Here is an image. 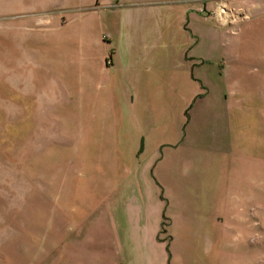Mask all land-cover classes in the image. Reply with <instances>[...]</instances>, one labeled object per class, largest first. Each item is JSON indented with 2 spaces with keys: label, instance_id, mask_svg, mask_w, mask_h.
<instances>
[{
  "label": "crops",
  "instance_id": "obj_1",
  "mask_svg": "<svg viewBox=\"0 0 264 264\" xmlns=\"http://www.w3.org/2000/svg\"><path fill=\"white\" fill-rule=\"evenodd\" d=\"M212 1L0 0L3 77H12L15 92L20 63L34 78L44 63L46 92L75 95V107L61 104L51 124L76 142L92 189L104 191L111 229L101 231V245L78 250L75 264H167L158 219L150 229L142 195L158 183H180L185 140L203 148L204 138L211 147L208 203L221 207L224 222L209 234L249 231L241 207L264 187L232 178L229 160L231 151L234 162L243 157L244 141L254 128L260 137L264 125V54L239 49L261 43L254 25L264 19V0H224L242 16L235 36L213 22ZM256 174L264 180V164ZM229 206L238 209L229 213ZM114 207L123 208L115 214Z\"/></svg>",
  "mask_w": 264,
  "mask_h": 264
},
{
  "label": "rangeland",
  "instance_id": "obj_2",
  "mask_svg": "<svg viewBox=\"0 0 264 264\" xmlns=\"http://www.w3.org/2000/svg\"><path fill=\"white\" fill-rule=\"evenodd\" d=\"M212 2L217 10L213 22L229 26V34L235 36L242 16L222 4L224 0ZM254 27L259 29L261 43L251 42L239 49L264 54V19ZM43 64L37 63L41 68L34 78L30 65L20 63L18 85L12 92L8 85L12 77H3L0 63V264H75L78 250L101 245V231L111 229L102 216L107 213L105 197L100 195L104 191L92 189V174H85L75 156L76 142L56 135L54 130L59 127L51 124L52 114L59 118L61 104L75 107L76 97L53 98L47 93L43 75L39 77ZM258 113L264 119V110ZM259 129L261 138L254 128L251 139L244 141L243 157L234 162L231 151L229 160L230 176L250 182L256 190L264 187V180H258L256 174L264 164V125ZM206 141H198L203 148H192L186 140L182 143L180 151L189 154L178 167L180 183L174 187L158 183L143 190L147 212L152 215L148 226L152 229L158 219L157 239L165 242L167 264H264V188L260 198L241 207L249 221L243 238L231 233L227 239L209 234L211 226L219 230L224 221L221 207L208 203L213 173H206L212 154ZM114 208L118 214L123 207ZM228 209L235 213L238 207Z\"/></svg>",
  "mask_w": 264,
  "mask_h": 264
}]
</instances>
